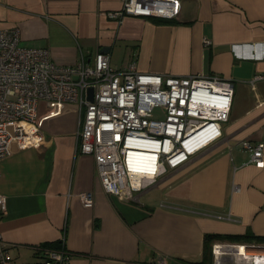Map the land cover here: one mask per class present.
I'll return each mask as SVG.
<instances>
[{"label":"crops","instance_id":"obj_1","mask_svg":"<svg viewBox=\"0 0 264 264\" xmlns=\"http://www.w3.org/2000/svg\"><path fill=\"white\" fill-rule=\"evenodd\" d=\"M121 1L0 0V29L17 28L21 46L48 49L59 65L103 51L117 69L221 77L233 83L229 119L220 139L131 200L108 196L93 157L78 152L76 106L52 115L40 102L42 145H13L0 160V235L15 264H42L43 249L61 246L70 264H212L213 244L232 242L205 247L206 236L264 237V155L250 163L241 146L264 140V78L254 81L264 76V0H180L173 20L118 23L106 14Z\"/></svg>","mask_w":264,"mask_h":264},{"label":"built area","instance_id":"obj_2","mask_svg":"<svg viewBox=\"0 0 264 264\" xmlns=\"http://www.w3.org/2000/svg\"><path fill=\"white\" fill-rule=\"evenodd\" d=\"M180 7V0H122L120 10L106 15L118 23L125 17L172 20ZM20 39L17 28L0 29V160L11 155L13 145L20 150L42 145L40 102L55 106L52 115L75 105L78 152L93 157L104 192L137 200L167 171L222 136L233 98V83L228 80L204 74L141 73L134 63L117 69L103 51L95 53L92 63L82 59L59 65L48 49L21 46ZM263 78L259 75L254 81ZM155 110L161 111L160 118L153 115ZM241 146L250 151V163L262 162L264 140L242 141ZM79 198L87 208L94 204L91 192L80 193ZM6 208L7 199L0 194V220ZM259 246L264 247L255 242H216L212 264H264V249ZM237 248L254 253L239 254ZM42 253V264H70L63 246ZM0 264H15L1 235Z\"/></svg>","mask_w":264,"mask_h":264},{"label":"trees","instance_id":"obj_3","mask_svg":"<svg viewBox=\"0 0 264 264\" xmlns=\"http://www.w3.org/2000/svg\"><path fill=\"white\" fill-rule=\"evenodd\" d=\"M226 239L232 243H248V242H255L258 244L264 243V237H259V236H252V235H243V236H224V237H219V236H206L205 237V247L208 246L209 242H211L214 239Z\"/></svg>","mask_w":264,"mask_h":264},{"label":"rangeland","instance_id":"obj_4","mask_svg":"<svg viewBox=\"0 0 264 264\" xmlns=\"http://www.w3.org/2000/svg\"><path fill=\"white\" fill-rule=\"evenodd\" d=\"M151 19V18H150ZM153 19H155V18H153ZM175 19V18H174ZM173 20V19H172ZM153 115L155 116V117H161L162 116V113H161V111H159V110H155L154 112H153ZM236 251H239V249L237 248L236 249ZM242 250H240L238 253H243V254H251V253H254V252H249V251H247V252H241Z\"/></svg>","mask_w":264,"mask_h":264},{"label":"water","instance_id":"obj_5","mask_svg":"<svg viewBox=\"0 0 264 264\" xmlns=\"http://www.w3.org/2000/svg\"><path fill=\"white\" fill-rule=\"evenodd\" d=\"M88 96H89V99H92V89H89V92H88ZM258 249H264V247H257Z\"/></svg>","mask_w":264,"mask_h":264},{"label":"bare ground","instance_id":"obj_6","mask_svg":"<svg viewBox=\"0 0 264 264\" xmlns=\"http://www.w3.org/2000/svg\"><path fill=\"white\" fill-rule=\"evenodd\" d=\"M239 249V251L240 250H242L241 252H247V250H245L244 248H238ZM239 254H241V253H239ZM243 254V253H242ZM247 255V254H246Z\"/></svg>","mask_w":264,"mask_h":264}]
</instances>
